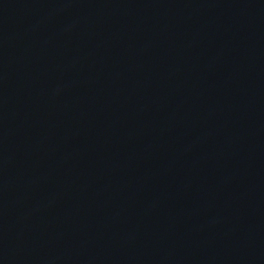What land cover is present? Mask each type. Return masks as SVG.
Masks as SVG:
<instances>
[{"label": "water", "instance_id": "obj_1", "mask_svg": "<svg viewBox=\"0 0 264 264\" xmlns=\"http://www.w3.org/2000/svg\"><path fill=\"white\" fill-rule=\"evenodd\" d=\"M0 264H56L1 191Z\"/></svg>", "mask_w": 264, "mask_h": 264}]
</instances>
